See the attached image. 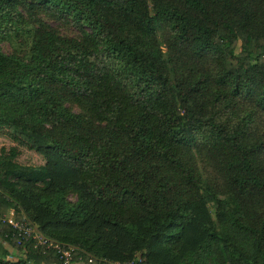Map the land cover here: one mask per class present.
Here are the masks:
<instances>
[{
  "label": "trees",
  "instance_id": "1",
  "mask_svg": "<svg viewBox=\"0 0 264 264\" xmlns=\"http://www.w3.org/2000/svg\"><path fill=\"white\" fill-rule=\"evenodd\" d=\"M0 40V128L42 159L0 148V264L60 262L11 210L74 264H264V0H0Z\"/></svg>",
  "mask_w": 264,
  "mask_h": 264
},
{
  "label": "rangeland",
  "instance_id": "2",
  "mask_svg": "<svg viewBox=\"0 0 264 264\" xmlns=\"http://www.w3.org/2000/svg\"><path fill=\"white\" fill-rule=\"evenodd\" d=\"M48 24H50L52 27H54L59 33L63 35H70L73 36L76 34V31L71 27L62 24L61 22L57 21H48ZM239 42L237 43L236 46V51L239 50ZM0 48L4 52H8L10 49V45L8 42L4 40H0ZM10 146H15L18 149V155L16 157V162L21 164V165H30V166H37L42 163L41 157L36 154L35 152L28 150L25 147L19 146L15 144V142L11 141L4 133L3 129L0 128V148L3 147L4 149H7ZM68 198L73 200L74 195L69 194ZM206 211L212 218V220H215L216 213H217V206L216 203L214 202H209L208 204L205 205ZM194 228V227H193ZM198 236L197 232L194 229H188L186 234H185V242L192 244L195 240V238Z\"/></svg>",
  "mask_w": 264,
  "mask_h": 264
},
{
  "label": "built area",
  "instance_id": "3",
  "mask_svg": "<svg viewBox=\"0 0 264 264\" xmlns=\"http://www.w3.org/2000/svg\"><path fill=\"white\" fill-rule=\"evenodd\" d=\"M3 222H7L12 229V236L15 238V242L20 244L23 239H32L34 240L33 249L35 252L41 251L42 248L52 246L55 251L58 253L60 262L56 264H74L71 260V247L63 248L59 244H52L44 238L37 229L30 225V223L24 218L16 219L14 217L13 211H9L8 214L2 219ZM90 261V259L88 260ZM116 264V263H115ZM124 264H133V261L125 262Z\"/></svg>",
  "mask_w": 264,
  "mask_h": 264
}]
</instances>
